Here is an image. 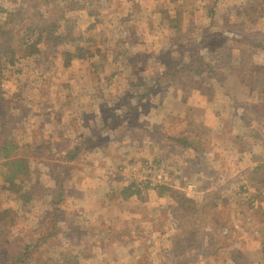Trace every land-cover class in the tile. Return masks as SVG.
I'll return each instance as SVG.
<instances>
[{
	"label": "rangeland",
	"instance_id": "1",
	"mask_svg": "<svg viewBox=\"0 0 264 264\" xmlns=\"http://www.w3.org/2000/svg\"><path fill=\"white\" fill-rule=\"evenodd\" d=\"M0 5L23 8L17 28L43 17L81 44L70 69L63 57L70 46L54 50L40 38L20 64L0 67V86L16 108L0 107V139L8 133L19 144L14 157L32 166L22 185L34 194L26 206L3 191L0 149V264L36 244L29 264H64L60 254L69 250L74 264H264V92L242 83L251 76L264 87V49L257 47L264 45V0ZM95 20L96 30L88 29ZM202 127L194 148L210 160L197 163L192 146L180 152L176 132ZM154 128L172 145L173 164H156L152 144L142 146ZM247 144V153L237 150ZM150 164L172 182L148 184ZM172 191L198 203L194 215L176 205ZM153 215L156 221L144 220Z\"/></svg>",
	"mask_w": 264,
	"mask_h": 264
},
{
	"label": "trees",
	"instance_id": "2",
	"mask_svg": "<svg viewBox=\"0 0 264 264\" xmlns=\"http://www.w3.org/2000/svg\"><path fill=\"white\" fill-rule=\"evenodd\" d=\"M20 1L22 4H26L27 2H32L33 5V2L36 1V2H41L44 5H48L55 0H20ZM53 10H56V8H53ZM4 15H6V18H3ZM23 23H24L23 8L22 10L15 9L13 12H7L5 8H3V6L0 5V67L3 66L15 67L18 64H20V61L25 59L26 49L30 45V43H32L34 39L37 40L40 38L49 41V43H51V41L54 42L52 44V48L54 50L61 48V46H66V45L70 46V49L68 50L66 49L65 51L63 50L64 51L63 57L66 59L65 61V63L67 64L66 69L71 68L72 62H74L75 60L72 59L75 57L76 52L81 48L79 39L76 41L75 38H71V37L69 38L68 36H65L62 33H58L59 28H57L58 24L55 20L46 21L43 19V17H40L34 23H31L30 25H27L25 28H23V30L22 28H17V25L20 26L23 25ZM96 28H97L96 20L88 26V29L90 30H96ZM95 41L96 38H94L93 42L90 43L92 47L96 45L94 43ZM257 47L264 49V45ZM90 55L94 56V54L92 53H90ZM196 63L197 65L199 64L197 59L192 60L191 64L180 65L181 67L179 74L182 75L183 73L191 70L193 66H197ZM0 71L2 72V70ZM1 72H0V78L2 76ZM169 72L170 70L167 73L163 74L160 78H158L157 81L156 80L153 81L154 88L158 87L161 84L162 79L164 80ZM250 75H254V73ZM142 81L143 79L140 82L143 83L146 80H144L143 82ZM243 81L245 82V83L242 82L243 84H246V86L248 87L249 86L253 87L259 93L264 92L263 83L258 82V80H254L253 77L251 76L244 77ZM133 86H138L136 81L133 82ZM9 96L10 94H8L0 86V107L2 105L6 107L5 110L7 113L16 110L13 104L14 103L13 97H9ZM147 96L148 95L143 96L141 98L143 99L144 97ZM16 98H19V96L15 95V99ZM253 112L255 113V111ZM0 147H1L0 148L1 154L3 156V164L1 165L3 168V174H2L3 183H4L3 191H5L10 197L11 196L17 197L19 201L26 204L27 206L33 201L34 194L30 190H27L28 184L22 185V182L31 179L32 166L27 159L21 157L18 158L14 157V155L20 150V146L15 141V139H13L8 133L6 136L0 139ZM72 158L76 159V157L73 155ZM160 162L161 161H157V160L155 161L156 164L157 163L159 164ZM162 162L164 161L162 160ZM150 168L153 173L158 174V172H156L155 165L150 164ZM259 171H261L260 168H258V170L254 172H259ZM148 184L142 186V195L145 194L146 190L144 188H148ZM173 194L177 206H180V208L184 212L190 215L195 214V210L196 207L198 206V203L194 199H189L187 197L180 196L179 193L177 192H173ZM8 216H9V212H6L4 216L5 219L3 220L4 227L8 226L7 225L8 220H6ZM101 232L103 233V231ZM112 242L115 243L114 240H112ZM35 250H40L38 244L27 245L22 249L23 257L11 258L7 262H5V264H29L32 260L31 257L36 254ZM60 257H62L61 261L64 264H74L69 262V260H67L68 258L73 259L75 261L78 259L77 257L73 256V254H71L70 250L63 254L61 253Z\"/></svg>",
	"mask_w": 264,
	"mask_h": 264
},
{
	"label": "crops",
	"instance_id": "3",
	"mask_svg": "<svg viewBox=\"0 0 264 264\" xmlns=\"http://www.w3.org/2000/svg\"><path fill=\"white\" fill-rule=\"evenodd\" d=\"M251 107V106H250ZM253 108H254V106H253ZM256 113V114H255ZM254 114H253V116H255L256 117V119L258 118V113L257 112H255ZM259 119V118H258ZM221 128H222V130H220V128L217 130V133H219L220 135H225V132H224V126H220ZM242 127L245 129V130H249V129H251V127H252V129L254 128L253 126H252V124H245V122L242 124ZM177 130V129H176ZM201 130H202V132H201ZM204 133V127H202V128H200V129H198V130H191V129H186L185 131H182V132H180V130H178L177 132H176V135L178 136H175V137H177L179 140L177 141V143L179 144V148H180V152H184L185 151V147H190L191 148V146H192V149H191V153H193L194 155H193V157H195L196 155H198L199 156V160H198V162L197 163H200V162H203L204 160H206V161H209L210 160V157L207 155L208 153H206V154H203V151L202 150H200V149H195L194 148V145H199L198 144V141H200V139H198V141H195V139H196V135H198V134H203ZM159 133L156 131V129L154 128L153 129V132H150V131H148L147 133H146V135H145V138H147V137H149V139L148 140H146L145 138H144V140H142V146L143 147H145L146 145H151L152 144V149L151 150H153L154 151V153H155V159L157 160V161H165L164 159H169L170 161H171V163L173 164L175 161H176V159H177V157H175L174 156V153L172 152V150H171V146L172 145H166V143H167V141L164 139V134H161L160 136L158 135ZM255 134V133H254ZM256 134L259 136L260 134H259V132H257L256 131ZM180 135V136H179ZM183 138H182V137ZM206 136V135H205ZM172 137H174V136H172ZM191 137H192V141H191ZM182 138V139H181ZM185 138V139H184ZM165 140V141H164ZM174 141H176L175 139H174ZM162 142V143H161ZM145 145V146H144ZM155 146V147H154ZM227 148H228V146H226ZM246 147H249V145L247 144L246 146H244V147H242V148H240V149H237V150H240V152H245V153H247V150L245 149ZM236 151V150H235ZM145 152H149V150L146 148L145 149ZM203 154V155H202ZM255 156V155H254ZM254 156L252 155V157L251 158H254ZM206 158V159H205ZM251 158H248L246 161L247 162H249L250 163V165H257V164H254V159H251ZM144 159H148V158H144ZM224 159H227V158H224ZM250 159V160H249ZM155 160V161H156ZM243 160V159H242ZM260 167H262V165L260 166ZM263 167H264V165H263ZM256 170H258V166H255V168L253 167L252 168V171L254 172V171H256ZM251 171V173H253ZM242 175V174H241ZM170 182H172V181H170ZM190 184H194V183H190ZM196 185V184H195ZM109 187H110V190L111 191H113V186L112 185H109ZM110 196L111 195H108L106 198H107V200L106 201H110ZM149 206V205H148ZM147 207V206H146ZM158 210H159V208H158ZM155 214H157V212L155 213ZM104 215V214H103ZM105 217V216H104ZM110 217H112V214H110ZM95 219H100L102 222H103V220L104 219H101V218H98V217H96ZM145 221L146 220H154V221H156V216L155 215H153V217L152 218H149V219H144ZM98 221V220H97ZM102 222H100V223H102ZM99 223V222H98ZM167 229V230H166ZM164 231H169L171 228H166ZM154 231L155 232H152V233H150L149 232V234H150V236L152 237V239H154L155 238V236H158L159 235V233L156 231V229H154ZM174 233V232H173ZM171 231L169 232V235L168 236H170L171 234H173ZM167 237V236H166Z\"/></svg>",
	"mask_w": 264,
	"mask_h": 264
},
{
	"label": "built area",
	"instance_id": "4",
	"mask_svg": "<svg viewBox=\"0 0 264 264\" xmlns=\"http://www.w3.org/2000/svg\"><path fill=\"white\" fill-rule=\"evenodd\" d=\"M147 170H149V172H150L149 176L151 177V179H148V181L151 182L152 185L155 184V185L159 186V185H165V184L170 183L171 177L169 176L168 173L155 174L152 172L150 165L147 167ZM146 181L147 180L145 179V182ZM196 189H197V186L195 184H189L188 185V190L190 192H194Z\"/></svg>",
	"mask_w": 264,
	"mask_h": 264
}]
</instances>
